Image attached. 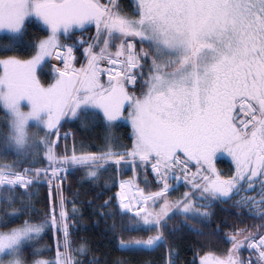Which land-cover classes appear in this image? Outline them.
<instances>
[{
    "label": "snow or ice",
    "instance_id": "1",
    "mask_svg": "<svg viewBox=\"0 0 264 264\" xmlns=\"http://www.w3.org/2000/svg\"><path fill=\"white\" fill-rule=\"evenodd\" d=\"M29 25L47 35L26 42ZM77 31L89 38L62 42ZM53 56L62 66L51 65L45 85ZM0 110V264H100L83 259L86 244L73 246L62 184L70 168L92 181L113 173L119 190L100 214L121 249L165 248V264H177L169 222L183 216L203 234L189 221L210 224L213 206L232 201L259 225L228 233L221 221L212 234L224 246L197 247L187 264H264V0H0ZM69 119L85 130L103 120L102 150L74 138L60 152ZM121 121L130 133L115 134ZM224 153L229 176L214 163ZM127 171L134 176L117 182ZM42 185L49 204L34 220ZM178 187L187 190L170 199ZM134 231L155 234L123 238Z\"/></svg>",
    "mask_w": 264,
    "mask_h": 264
},
{
    "label": "trees",
    "instance_id": "2",
    "mask_svg": "<svg viewBox=\"0 0 264 264\" xmlns=\"http://www.w3.org/2000/svg\"><path fill=\"white\" fill-rule=\"evenodd\" d=\"M122 4L129 3V0H120ZM43 25L33 27L29 25L28 34L24 37L26 42L36 40L46 36L45 31H41ZM91 33L95 32V28L90 29ZM89 38V31L81 33L77 31L75 35L68 40H62L65 43H73L77 38ZM82 51V49H81ZM78 62L75 63L76 67H80V63L85 62L84 57L79 53L76 54ZM44 71L48 75L44 76L42 82L46 85L53 79L50 65L46 66ZM104 80H107L104 77ZM0 117H3V111L0 110ZM61 137L64 133L69 132L67 141L60 139V152H63L65 144L68 149L71 150L73 145V139L75 138L76 146L79 148L80 142L85 145H94L93 147H87L85 150L89 152L101 151V146L104 144L105 135L108 130L104 126L103 120L96 121L91 124L88 130L82 128L79 121L67 120L63 122V126L59 129ZM117 135H126L130 133L131 129L127 124L120 122L119 127L113 130ZM9 159H12L9 157ZM215 167L224 176L231 175L234 171V164L231 157L226 153L218 154L215 161ZM37 164L34 167H40ZM193 171L195 169H192ZM113 173L111 170L103 173L97 180H90L82 170L76 168H70L66 173V179L62 181L63 184V195L66 197L65 208L69 213V223L72 225L71 239L73 246H79L84 243L88 246L90 251L87 252L86 256L83 257L85 261L91 260L94 257L99 258L100 264H165L166 250L165 248H159L155 251L152 250H132V249H121L117 244V239L112 236L109 230L112 223L111 219H107L100 213L107 209H102L101 204L118 191L117 187H110ZM134 176L133 172L127 171L123 175L117 174L116 180L119 179L127 180ZM143 177L136 179L137 183H140ZM151 179V177H149ZM182 184V183H181ZM141 187H144L140 183ZM155 190V189H153ZM184 187H178L175 192L170 194V199H175L180 196L181 193L186 191ZM253 193H248L252 195ZM49 188L47 185L37 186L36 195L32 197L33 207L40 211L35 214L33 219H39L42 217L44 211L47 210L49 204ZM238 199V197L233 198ZM75 202L77 212L72 214V206ZM111 207V206H110ZM215 215L211 219V223H199L195 220H190L189 224L193 228H200L203 234L190 230L188 224L182 223L186 218L183 216L174 217L169 223L177 229L176 232L170 234L169 245L174 247L180 255L176 258L177 264H187L193 258V249L203 246L204 251H214L217 248L223 247V241L216 235H213V229L221 223V221H227L223 225L224 230L228 233L232 232L233 227L235 228H249L255 230V226L259 225L260 220L254 218L252 215L244 210L243 215H237L238 209L232 207V201L227 203H217L213 206ZM25 217H21L23 220ZM155 234L154 232H130L124 235V239L139 238L141 236L147 237V235ZM41 244L52 243L49 236H44ZM230 246V245H229ZM202 254V253H201ZM53 253H45L44 257L47 258ZM242 255L247 258L249 252L245 250ZM31 259V257H30Z\"/></svg>",
    "mask_w": 264,
    "mask_h": 264
},
{
    "label": "rangeland",
    "instance_id": "3",
    "mask_svg": "<svg viewBox=\"0 0 264 264\" xmlns=\"http://www.w3.org/2000/svg\"><path fill=\"white\" fill-rule=\"evenodd\" d=\"M46 35H47V33H46ZM69 44H70V43H69ZM52 60H53V59H52ZM53 61H54V60H53ZM53 61H52V62H53ZM55 62H56V61H55ZM49 65H50V64H49ZM57 65H58V66H62V65L59 64V62H57ZM25 110H26V109H25ZM121 122H123L124 124H127V125L129 126V128L131 129L130 124H128L126 121H121ZM67 133L69 134V132H67ZM60 134H61V132H60ZM173 183H175V182H173Z\"/></svg>",
    "mask_w": 264,
    "mask_h": 264
},
{
    "label": "water",
    "instance_id": "4",
    "mask_svg": "<svg viewBox=\"0 0 264 264\" xmlns=\"http://www.w3.org/2000/svg\"><path fill=\"white\" fill-rule=\"evenodd\" d=\"M52 59H53L54 61H56V63L58 62V61L55 59V56H53Z\"/></svg>",
    "mask_w": 264,
    "mask_h": 264
},
{
    "label": "bare ground",
    "instance_id": "5",
    "mask_svg": "<svg viewBox=\"0 0 264 264\" xmlns=\"http://www.w3.org/2000/svg\"><path fill=\"white\" fill-rule=\"evenodd\" d=\"M129 194H131V192Z\"/></svg>",
    "mask_w": 264,
    "mask_h": 264
}]
</instances>
